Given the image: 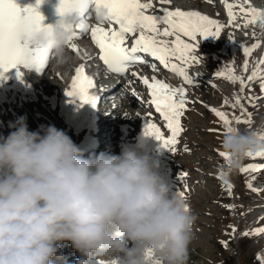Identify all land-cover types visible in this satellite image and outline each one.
Wrapping results in <instances>:
<instances>
[{
    "label": "clouds",
    "instance_id": "obj_1",
    "mask_svg": "<svg viewBox=\"0 0 264 264\" xmlns=\"http://www.w3.org/2000/svg\"><path fill=\"white\" fill-rule=\"evenodd\" d=\"M66 24L59 16L51 34L32 38L34 46L52 42L60 65L70 60ZM13 128L0 136V264H55L64 241L80 254L76 264L97 253L119 254L121 264H150L149 253L159 264H186L194 218L142 137L119 154L85 157L54 125L31 131L19 117ZM221 149L226 171H234L264 153V126L233 127Z\"/></svg>",
    "mask_w": 264,
    "mask_h": 264
},
{
    "label": "snow or ice",
    "instance_id": "obj_2",
    "mask_svg": "<svg viewBox=\"0 0 264 264\" xmlns=\"http://www.w3.org/2000/svg\"><path fill=\"white\" fill-rule=\"evenodd\" d=\"M170 2L171 0H160L162 5ZM42 3L43 0H36L35 5L22 9L16 0H0V80H6V73L11 69H15L17 78H21L23 76L21 68H35L37 71L45 68L52 55V42H49L47 46H34L32 42L37 32L46 31L51 34L54 30L53 25L43 23L45 18L39 11ZM223 3L227 9L230 25L241 27L236 22L238 19L236 9H239L240 17L245 20L243 27L252 25L253 29L256 27L264 29V12L252 7L246 8L248 0H239L238 3L223 0ZM152 8V0H146V2L144 0H59L57 14L67 19L65 26L71 29L67 47L79 54V49L73 41L81 33L90 32L93 42L99 49V59L110 71L121 75L126 74L131 66L144 63V54H146L159 61L165 68L177 72L187 84H193V79L187 74L183 65L199 63L200 57L194 54L199 40L209 36L218 38L223 26L217 20L198 11L162 7L159 10L161 14L156 15L148 13V10ZM93 11L98 21L95 26L88 23ZM104 24H107V28L103 26ZM253 35H256L255 30ZM170 37L173 39H167ZM129 38L133 39L130 47L127 45ZM258 46L259 42L252 44L251 47H244L245 56H250L252 50ZM173 60L180 63H173ZM244 70H248L247 59ZM133 75L137 74L133 73ZM216 75L227 76L233 82L238 80L243 91L246 83L243 77L235 76L231 72H218ZM141 79L150 90L151 103L155 106L156 112L166 121L167 129L171 133L166 138L155 124L147 123L144 135L154 137L161 142L162 147L173 150L172 146L177 143V138L183 131L181 117L186 110L185 89L171 87L155 77L151 82L146 77ZM255 79L261 80V90L264 91V58L257 62L251 75L247 77V81ZM94 87L93 78L86 74L84 65L81 64L75 69L71 88L65 94L70 98V103H78L80 106L90 103L95 107L96 98L92 94ZM224 103L227 104L228 101L225 100ZM239 103L240 98L237 97L236 104ZM211 111L223 123L226 131H233L232 121L224 111L215 108ZM236 122L250 123L242 117H236ZM219 154L225 160L228 159L224 152ZM253 156L264 157V153H256L249 157ZM258 167L249 165L241 171H255ZM220 178H225L223 171L220 172ZM248 186L251 187V184ZM227 188L230 192L231 185L227 184ZM176 194L184 197L183 192ZM254 231L261 233L264 232V228ZM149 260L150 264H159L151 253H149ZM114 264H119V260Z\"/></svg>",
    "mask_w": 264,
    "mask_h": 264
},
{
    "label": "rangeland",
    "instance_id": "obj_3",
    "mask_svg": "<svg viewBox=\"0 0 264 264\" xmlns=\"http://www.w3.org/2000/svg\"><path fill=\"white\" fill-rule=\"evenodd\" d=\"M203 7L218 13L219 7L215 4L207 3ZM258 34L262 35L263 32L259 31ZM214 40L212 41V38L199 40L198 46L201 51L199 53L207 55L202 58V64L198 69H192L203 71V74L197 79L196 86H188L189 90L185 95V99H188V108L184 111L183 117L184 132L178 139L179 144L172 150L171 166L176 176L174 186L177 192L184 193L189 213L194 218L186 264H264V232L254 231L264 228V191H256L258 172L241 171L249 165L256 166L259 159L256 156L248 157L234 171L227 172L225 159L219 154L222 152L221 140L226 129L211 111L215 107L225 113L233 109L229 102L227 104L224 102L231 100L234 86L240 90L239 81L233 82L227 76H217L216 73L225 72L222 59L229 64L232 57L236 56L238 63H243L246 59L243 52L245 45L239 43L236 48L223 49L220 36ZM258 48L252 50L256 55ZM235 50H238L236 55ZM254 54L250 55V61L254 60ZM69 56L70 63L73 57L70 53ZM68 62L63 65L56 62L51 71L44 72L40 80H45V84L53 83V86H57L56 89L60 88L65 80ZM56 69L61 71L62 81L56 78V81L53 80L52 74ZM173 78L176 77L171 75V79ZM260 85L251 91L246 87L243 92V104L240 106L241 111L235 110L238 117L250 123H237L228 113L232 127L243 131L256 130L264 126V91ZM49 106L50 109L52 105ZM68 136L75 141L79 134L70 132ZM221 171L225 173L224 179L220 178ZM261 174L264 177V172ZM227 184L231 185L230 192ZM205 215L210 217L208 224L198 220L200 216ZM65 249L66 245L62 242L60 254ZM113 255L101 253L99 256L109 258Z\"/></svg>",
    "mask_w": 264,
    "mask_h": 264
},
{
    "label": "bare ground",
    "instance_id": "obj_4",
    "mask_svg": "<svg viewBox=\"0 0 264 264\" xmlns=\"http://www.w3.org/2000/svg\"><path fill=\"white\" fill-rule=\"evenodd\" d=\"M153 1L157 2V0H153ZM230 2L238 3L239 0H230ZM214 3H216L218 5L220 13H217V14L212 13L209 15V17L211 19L217 20L219 22V24L223 26L221 28L220 35H219L222 42H223V44L221 45V47L223 49H226L229 47L236 48L238 46L237 44H239V43L244 44L245 47H251L252 44L259 42L261 33L260 34H258V33H259V31H261L263 29H261L260 27H256L255 29H253L252 25H249L246 28L243 27L245 20L240 17L239 9H236L237 17H238L236 22L239 23L241 25V27L237 28V27L230 25L229 24V17L227 14V9L223 3V0H214ZM158 4H159V7L163 6V7L168 8V6H167L168 4L162 5V4H160V2H158ZM245 7L246 8L252 7V8H255L257 10L264 12V8L262 7V5L260 3H255L253 0H248V4H246ZM160 14L161 13H159L157 15H160ZM161 27H163V25H161ZM254 30L256 33L255 36L253 35ZM263 35L264 34H262V36ZM209 37H211V36H209ZM167 39H173V38L170 37ZM204 46H206V45H204ZM237 52H238V50H237ZM257 52H256L257 55L254 54V52H252L255 55V58L253 61L252 60L250 61V59H251L250 56L246 57V59L248 61V70L247 71L244 70L245 61L243 63L239 64L237 61L238 58L236 59V58L232 57L231 61L234 63L226 64L224 67L225 72L226 73L231 72L235 76L243 77L246 81L245 85L248 84L250 81H247V77L249 75H251V71L256 66L257 62L260 61L262 58H264L263 48L259 47ZM194 54L199 57L201 53L195 52ZM253 54H251V55H253ZM206 55H207V53L205 54V56ZM74 60L81 61V58L80 57L77 58L74 56ZM240 60H239V62H240ZM173 62L177 63V64L180 63L179 61H175V60H173ZM188 66H189V64L183 65L187 74L190 76L191 71H190ZM142 69L145 70L146 68H144V66H143ZM146 71L147 72H146L144 77L148 78L150 82H151L152 78L155 77L156 79L164 81L165 83H167L171 86V83L167 78L158 76L150 68L147 69ZM176 75H179V74L177 73ZM45 77L46 76H44V79H45ZM52 77H53V80H55L54 74H52ZM126 81H127L126 82L127 87L133 88L134 91H136V86H138V83H141V84L143 83L142 79H139L138 77H137V79H135V76L134 77L128 76ZM42 82L45 84V80H42ZM18 84H20V82ZM44 84H42L43 85L42 91H44L45 94L47 93L46 90L53 89V88L57 87L56 85L53 86V83L52 84L48 83L45 85ZM239 84H240V82H239ZM38 89L39 90L33 89V84L30 82V83H25V85H23L22 87L19 86V87H17V89L14 88L11 90H7L5 92H2V94H0V136L6 137L9 134V132L13 131L14 130L13 125L15 124V122L17 121V119L19 117H25L26 118V122L28 124L29 130H31V131H38L41 129H46L47 126L54 125L56 128L62 129L66 133V130L68 128H72L73 126L77 127V125L79 123L76 121L75 118L70 116L66 111V107H69L68 104H66V105L62 104L60 111L58 113H54L55 115L53 118L48 117L45 114V111L43 110V106H41V104H40V97H41L40 96V92H41L40 90H41V88L39 87ZM233 90L234 91L231 93L232 94L231 95V102L234 105L238 106V108H240L241 104H243L242 101L244 100L243 99L244 89H243V91H241V87H240V90L237 87H235V89H233ZM137 91H139L138 88H137ZM142 92H143V94H145L144 90H142ZM256 93H257V91H256ZM124 95H126V94L123 93L122 95H120L121 98H119L120 96L118 97L121 100V102H120L121 104H123V101H124L123 96ZM48 96L50 99H53V101L59 102V98H60L59 92L53 90L51 92V94H48ZM237 97L240 98L239 104H236V98ZM112 102L115 103V99ZM129 107H131L132 111H134L132 104H130ZM108 109H110V107H108ZM134 109H136V108H134ZM250 111H251V109H250ZM73 112L78 113L77 110H75ZM235 113H236V111L234 110V114ZM242 123H244V122H242ZM105 262H107L108 264H114V261H105ZM97 264H105V263L97 262Z\"/></svg>",
    "mask_w": 264,
    "mask_h": 264
},
{
    "label": "trees",
    "instance_id": "obj_5",
    "mask_svg": "<svg viewBox=\"0 0 264 264\" xmlns=\"http://www.w3.org/2000/svg\"><path fill=\"white\" fill-rule=\"evenodd\" d=\"M221 245H222V244H220V247H222ZM222 248H223V247H222Z\"/></svg>",
    "mask_w": 264,
    "mask_h": 264
}]
</instances>
